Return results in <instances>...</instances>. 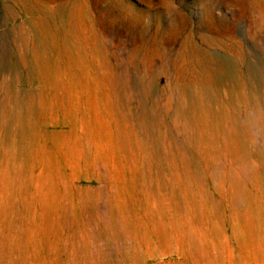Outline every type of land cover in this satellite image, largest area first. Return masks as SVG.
<instances>
[{"label": "rangeland", "instance_id": "obj_1", "mask_svg": "<svg viewBox=\"0 0 264 264\" xmlns=\"http://www.w3.org/2000/svg\"><path fill=\"white\" fill-rule=\"evenodd\" d=\"M0 264H264V0H0Z\"/></svg>", "mask_w": 264, "mask_h": 264}]
</instances>
